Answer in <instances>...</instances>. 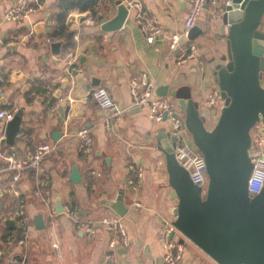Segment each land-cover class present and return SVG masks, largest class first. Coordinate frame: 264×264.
<instances>
[{
  "label": "crops",
  "instance_id": "obj_1",
  "mask_svg": "<svg viewBox=\"0 0 264 264\" xmlns=\"http://www.w3.org/2000/svg\"><path fill=\"white\" fill-rule=\"evenodd\" d=\"M57 1L40 0L41 7L29 18L6 21L5 12L20 0H0V76L6 80L0 84V109L18 108L24 112L23 129L17 133L14 146L6 143L7 123L0 121V188L12 182L6 156L24 161L40 145H54L55 150L41 162L46 201L56 208L60 199L64 206L76 208L81 219L120 216L131 243L126 248L118 246L113 258H107V230L99 226L88 237L66 214L50 217L49 204L36 194L35 177L24 170L16 188L26 199L30 234L24 245L18 244L22 236L14 216L18 197L12 192L6 194L0 201V264H11L17 254L27 259L19 264H163L165 248L158 233L166 220H174L171 210L178 203L171 198L165 157L160 150V139L172 136L171 125L169 121H153L146 108L133 104L130 81L147 72L156 93L169 99L178 111L175 99L170 94L162 95L165 86L170 91L185 86L200 108L209 110L205 102L216 87L207 60L226 51L222 33L226 0L208 2L197 24L204 33L182 42L185 46L197 44L196 58L183 64L177 63V51L170 50L167 38L152 44L146 41L136 20V9L129 6L135 0H122L130 12L124 26L116 31H105L102 25L116 15L118 0H100L96 7L98 19L90 11L73 10L67 25L76 31V46L64 54V42L50 37ZM138 1L149 17L159 19L167 34L184 30L190 0ZM213 12L218 16L213 18ZM32 30V37L25 38ZM53 42H62L60 54L52 50ZM99 86L126 109L111 131L105 126L107 111L97 105L94 93L90 95ZM219 105L220 111L223 104ZM217 118L216 113L208 116L206 126L213 128ZM85 126L94 139V150L86 155L79 152L77 137ZM74 166L81 175L79 183L71 179ZM132 166L141 174L137 189L133 187L137 179ZM120 196L128 210L124 216L108 205ZM40 214L44 229L36 226L35 217ZM9 219L14 224H8ZM52 229L59 248L54 247ZM174 240L183 247L178 264H216L179 231Z\"/></svg>",
  "mask_w": 264,
  "mask_h": 264
},
{
  "label": "water",
  "instance_id": "obj_2",
  "mask_svg": "<svg viewBox=\"0 0 264 264\" xmlns=\"http://www.w3.org/2000/svg\"><path fill=\"white\" fill-rule=\"evenodd\" d=\"M116 4V15L102 25L105 31L121 29L129 15L130 9L122 0ZM263 21L264 0H226L222 12L226 51L207 60L223 104L213 128L206 126L213 112L202 110L189 89H162V95L170 94L183 112L184 124L205 158L209 177L206 190L194 184L189 171L176 159L175 137L160 139L171 198L178 201L171 210L173 224L216 264H264V188L254 196L248 190L253 169L252 130L258 123L264 124ZM203 33L196 25L189 31V39ZM61 46L62 42H53L52 50L60 54ZM93 93L91 90L90 95ZM23 113L18 110L6 125L5 141L10 146L15 145L16 135L23 129ZM71 179L75 183L82 180L77 166L72 169ZM108 205L121 216L128 211L122 196ZM56 210H64L60 199ZM35 222L38 229L45 228L41 214ZM7 223L14 224L10 219ZM25 260L17 254L10 263Z\"/></svg>",
  "mask_w": 264,
  "mask_h": 264
},
{
  "label": "built area",
  "instance_id": "obj_3",
  "mask_svg": "<svg viewBox=\"0 0 264 264\" xmlns=\"http://www.w3.org/2000/svg\"><path fill=\"white\" fill-rule=\"evenodd\" d=\"M30 1L20 0L16 6L9 8L5 12V20L19 21L29 18L32 13L41 7L40 0H34V3ZM190 2V9L184 22V30L171 35L167 34L157 17L148 16L140 1L135 0L129 4L130 7L136 9V20L146 41L152 44L160 38H167L169 40L170 50L172 52L177 51L176 60L178 64L187 63L196 58L198 51L197 44L191 43L185 46L182 45V42L185 40L189 41V31L198 24L200 16L208 2L215 3V0H190ZM217 16L216 12L212 13L213 18ZM91 22L92 20L89 21V23ZM33 34L34 30L25 38L32 37ZM5 82V78L0 76V84H4ZM130 92L133 104L140 108H146L153 121L159 123L165 121L170 122L171 135L175 137L174 153L176 159L180 165L189 171L193 183L201 186L203 190H206L209 182L206 161L202 153L194 145L191 135L184 124V114L178 111L169 99L159 96L156 93V85L150 79L147 72H141L131 79ZM94 98L100 109L109 112L105 119V126L108 131L113 130L126 109L118 105L105 87H97L94 90ZM219 102L220 91L218 88H215L207 98L205 104L213 113L217 114L220 108ZM17 111L18 108L0 109V121L6 123L12 121ZM77 137L80 140L79 152L81 154L86 155L94 150V139L89 127L85 126L81 128L77 133ZM54 150V145L42 144L37 147L35 152L27 160H18L14 156H6L5 158L8 161L7 169L13 172V178L9 186L0 188V201L10 192L18 197L14 216L22 230V236L18 242L19 245H24L30 234V216L27 212L26 199L20 196L16 188L17 183L21 180L24 170L32 171L33 177L37 181L36 194L42 195L46 201V197L43 195L44 182L40 179L41 162L45 156ZM250 153L252 155L253 169L248 183V190L250 195L254 196L261 193L264 188V124L262 122L255 125L252 130ZM131 170L137 172V169L133 166ZM98 175L100 174L98 173ZM140 177V172H137V181L134 183V189H137ZM48 202L47 204H49ZM60 213H64L74 219L76 227L88 237L94 235L99 226H103L110 235L107 258H113L115 249L118 246L121 245L126 248L131 243L124 220L120 216H106L100 220L81 219L77 215V209L68 205L64 206V210ZM49 214L52 218L59 214L54 205L49 204ZM175 232L177 233L178 230L172 220H166L159 230L158 237L165 248L163 264H178L183 258V247L174 240ZM52 234L55 238L54 247L59 248V242L54 229H52ZM2 254L3 252L0 251V255Z\"/></svg>",
  "mask_w": 264,
  "mask_h": 264
},
{
  "label": "trees",
  "instance_id": "obj_4",
  "mask_svg": "<svg viewBox=\"0 0 264 264\" xmlns=\"http://www.w3.org/2000/svg\"><path fill=\"white\" fill-rule=\"evenodd\" d=\"M100 0H58L57 10L54 12L52 19L54 21V27L50 33V37L53 40H62L64 42V54L68 53L70 49H74L76 46L75 34L76 31L68 27L67 22L70 14L73 10L81 12L90 11L96 19L100 14L96 8ZM5 76V75H4ZM35 89V88H34ZM29 175L33 177V172L28 171ZM13 178V172L11 173ZM137 179V172H135L134 180ZM5 240V238H4Z\"/></svg>",
  "mask_w": 264,
  "mask_h": 264
}]
</instances>
